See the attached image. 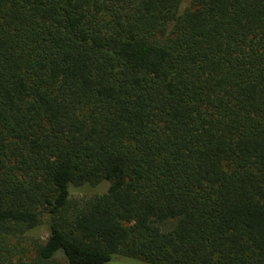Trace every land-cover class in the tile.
<instances>
[{
    "label": "trees",
    "instance_id": "trees-1",
    "mask_svg": "<svg viewBox=\"0 0 264 264\" xmlns=\"http://www.w3.org/2000/svg\"><path fill=\"white\" fill-rule=\"evenodd\" d=\"M185 1L0 0V264H264V0Z\"/></svg>",
    "mask_w": 264,
    "mask_h": 264
},
{
    "label": "rangeland",
    "instance_id": "rangeland-1",
    "mask_svg": "<svg viewBox=\"0 0 264 264\" xmlns=\"http://www.w3.org/2000/svg\"><path fill=\"white\" fill-rule=\"evenodd\" d=\"M191 0H186L184 2V5H188L190 4ZM109 186V182H104L101 183L99 185H82V186H76V185H71L70 189H71V196L72 199L77 202V203H84L85 201H87L88 199L92 198L93 196H95L97 193H101L104 190L107 189V187ZM42 236H46L47 235V228L46 226H44L41 230L40 233Z\"/></svg>",
    "mask_w": 264,
    "mask_h": 264
}]
</instances>
